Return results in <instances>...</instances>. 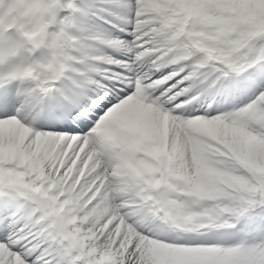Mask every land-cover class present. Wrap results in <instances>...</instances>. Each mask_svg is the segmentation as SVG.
<instances>
[{"label": "snow or ice", "instance_id": "6c2138e0", "mask_svg": "<svg viewBox=\"0 0 264 264\" xmlns=\"http://www.w3.org/2000/svg\"><path fill=\"white\" fill-rule=\"evenodd\" d=\"M0 264H264V0H0Z\"/></svg>", "mask_w": 264, "mask_h": 264}]
</instances>
